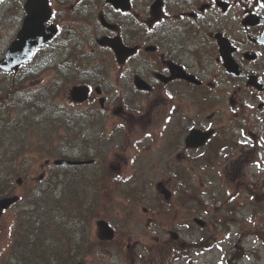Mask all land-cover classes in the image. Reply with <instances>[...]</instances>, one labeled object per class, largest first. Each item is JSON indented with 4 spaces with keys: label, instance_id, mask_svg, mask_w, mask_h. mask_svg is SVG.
Masks as SVG:
<instances>
[{
    "label": "flooded vegetation",
    "instance_id": "obj_1",
    "mask_svg": "<svg viewBox=\"0 0 264 264\" xmlns=\"http://www.w3.org/2000/svg\"><path fill=\"white\" fill-rule=\"evenodd\" d=\"M115 1L121 2V6L110 0H48L51 13H56L53 23L59 28L66 22L69 26L71 20L94 22L89 26L94 37L89 45L105 48L111 56L113 50L99 45L96 38L106 35L119 36L125 46L134 48L125 60L115 59L114 68L109 72L110 75L116 73L117 82L123 84L128 104L122 102V96L111 97L104 89L96 94L98 100L103 96L99 107H107L104 122H112L119 116L120 122L127 124L133 115L148 113L151 119L156 111L162 113L167 109L168 116L162 114V119L170 118L174 133L186 134L193 125L214 128L216 133L220 125H224L223 119L226 118L229 125L239 120L240 132H248L257 146L258 135L248 127L244 129L250 123L256 128L262 123V120H255L253 108L246 103L255 102L254 108L264 109V89L258 88L264 85V10L258 8L257 0L252 4L246 0ZM25 2L2 0L0 26L4 27L8 21L10 30L17 31L26 13ZM45 13L41 9L43 16ZM100 15L107 24L98 27L96 21ZM50 19L53 17L47 20ZM47 20L45 25H49ZM46 47L55 49L59 44L50 41ZM136 76L152 85L154 103L151 109L134 110L132 107L134 99L142 101V95L149 92L135 87ZM165 92L170 93L172 99L165 96ZM192 107L201 115L209 112L206 119H193L188 113ZM215 117L222 119V123L219 124ZM123 133L132 135L127 128ZM125 139L123 136L120 144H124ZM110 148L107 145L105 149L106 167L95 163L97 158L93 162L98 168L95 174H102L104 178L106 174L121 172V166L110 159ZM177 157L176 153L175 159Z\"/></svg>",
    "mask_w": 264,
    "mask_h": 264
},
{
    "label": "rangeland",
    "instance_id": "obj_2",
    "mask_svg": "<svg viewBox=\"0 0 264 264\" xmlns=\"http://www.w3.org/2000/svg\"><path fill=\"white\" fill-rule=\"evenodd\" d=\"M248 105H255V102H249ZM255 111L256 108L253 109L255 120L258 121V117L262 123H259L258 128L250 123L244 129L248 127L251 131L264 135V112L258 116ZM188 113L198 121L208 114L205 112L201 115L195 107L188 109ZM162 114L168 116L167 109L162 113L156 111L151 119L148 118V113L133 115L127 124L117 122L115 130L107 128V145L112 147L109 150L110 159L113 164L118 163L121 166V172L117 174L123 179L115 183L116 178H105L103 188H107L108 192L101 197L99 207H95L97 212L94 220L107 217V220L114 222L116 226L120 225L118 231L126 232L130 238L125 246V241L121 245L118 238L114 241H101L97 238V230L93 224L92 248L85 262L169 264L167 259H175L172 264H264V148L257 151V147H251L249 139L240 140L246 146L221 160L220 166L200 167L193 171V174H188V159L198 152L180 154L176 160V169H180L183 181L188 185L190 181L191 190L184 191L183 188L188 185L181 183V188L175 189L172 201L159 204L155 182L158 179H168L166 184L172 189V178L169 177L171 171H168L167 166L175 162L176 153H181L179 144L182 138V134L173 133L171 122L167 125L164 123L166 119H162ZM215 120L219 124L222 123L219 117H215ZM118 124H123L124 127L119 128ZM229 124L227 122L220 125L218 136H227L228 133V137L236 141L242 138L238 127L240 121L234 120ZM126 128L132 133V140L129 146L121 149L116 145L123 139V131ZM147 133L151 135L148 136ZM173 138L176 141V149L169 154L171 150L168 151L167 144L170 141L174 143ZM136 140L139 145L133 144ZM31 161L41 167L46 157H31ZM148 163L150 165H146ZM257 164L260 167H257ZM183 168H186V175ZM23 173L24 170L14 167L7 170L2 179L9 181L15 187V193L19 194L36 182L40 170L38 173L31 172L29 180L26 177V180L22 179L20 184L15 185L14 180ZM2 183L0 181V190L3 188ZM126 190L132 196L131 201L127 199L129 202L124 198ZM145 193L147 197L143 200ZM143 207L147 208L145 212ZM127 208L131 212L128 225L119 219L126 213ZM159 208L161 214L158 228L156 224H150V219L155 218L153 213ZM16 211V207H11L0 216V262L4 259L2 256L6 254L11 241L9 231L15 221ZM193 217L204 219L208 225H205L204 229H200L196 224L190 226L187 222ZM147 247L158 249L149 253ZM169 247H175L176 253L173 254ZM165 248L168 249L164 250ZM142 253V259L138 258ZM131 254L135 256L132 260Z\"/></svg>",
    "mask_w": 264,
    "mask_h": 264
},
{
    "label": "trees",
    "instance_id": "obj_3",
    "mask_svg": "<svg viewBox=\"0 0 264 264\" xmlns=\"http://www.w3.org/2000/svg\"><path fill=\"white\" fill-rule=\"evenodd\" d=\"M86 24L93 22H74L73 27L81 29ZM4 33V29H0V40ZM64 34H69L67 29ZM75 36L78 43L69 51L62 52L61 58L60 50L58 54L46 53L55 60L53 70L45 78L36 79L34 74L21 76L18 73L9 81L0 83V95L3 98L0 103L1 176L9 170L10 162L17 155H24L30 149L22 145L12 146L14 140L10 142L5 136L7 130L23 137L25 127H28V132L40 134L42 151L48 154L62 155L64 152L77 151L80 157L89 156L92 142L89 140V130L93 131L90 122L84 124L82 132L76 129L62 135L59 129L60 104L56 98L60 86L66 81V71L60 67V63L68 68L67 63L76 68V75L71 76L69 82L77 81L90 66L93 69L99 66L91 64L97 49L85 47L82 41L85 33L80 30ZM25 83L26 87L30 84L37 86L28 96L20 93V90H24L19 86ZM85 119L88 121V118ZM82 121L83 118L75 119L72 125L81 127ZM60 137L64 148L74 145L80 149L61 150ZM17 140L21 142L20 137ZM86 169L88 167L70 168L66 171L68 175L61 181L59 172L53 171L44 188L38 186L27 194V205L12 229L10 250L2 264H74L78 260H86L92 248V224L97 212L95 207L100 185L97 178L84 173ZM60 185V193H56ZM36 190L39 192L36 193ZM189 224L192 225V222Z\"/></svg>",
    "mask_w": 264,
    "mask_h": 264
},
{
    "label": "water",
    "instance_id": "obj_4",
    "mask_svg": "<svg viewBox=\"0 0 264 264\" xmlns=\"http://www.w3.org/2000/svg\"><path fill=\"white\" fill-rule=\"evenodd\" d=\"M43 6V9H46V0H39ZM28 14L25 16L23 25L20 29V31L17 34L16 39L12 42L10 47L8 48L6 52L5 58L0 60V67L3 69H10V68H17L19 63L28 58L33 48L39 44L42 43L44 40L48 39L54 32L55 29L51 25L49 27L44 26L43 22L47 18V12L46 15H42L41 11L36 8V6L33 4V0H28V6H27ZM103 21V20H102ZM101 43L107 42V41H100ZM116 54L119 59H121L124 56L123 47L118 45H113ZM88 89L84 86H73L71 89V95L74 100L82 101L87 97ZM192 134L188 136L190 138ZM209 136V133H205L204 135L197 137L196 140H199L195 143V145L202 144L206 138ZM187 138V139H188ZM56 163H78L80 161H65V160H57ZM157 187L165 193V196H169V192L163 187V184L161 182L157 183ZM17 199L16 196L14 197H8L0 199V212L3 208L8 207L13 201ZM199 224L203 225L204 222L200 219H195ZM98 229H99V236L101 238L111 239L113 237V230L112 228L107 224L105 220H98L97 221ZM76 264H85L84 262H77Z\"/></svg>",
    "mask_w": 264,
    "mask_h": 264
},
{
    "label": "snow or ice",
    "instance_id": "obj_5",
    "mask_svg": "<svg viewBox=\"0 0 264 264\" xmlns=\"http://www.w3.org/2000/svg\"><path fill=\"white\" fill-rule=\"evenodd\" d=\"M0 2H2V0H0ZM246 2L249 3V4H252V3H253V0H246ZM257 3H258V8H259L260 10H264V0H257ZM253 6H256V5L254 4ZM50 15L53 17V19L47 20V23L51 25V24H53V20L55 19L56 13H50ZM157 23H159V21H158ZM54 27H55L57 30L59 29V26H58V25H54ZM149 28H151V25L149 26ZM164 95H165V96H168L169 99H172L170 93L165 92ZM164 123H165L166 125H167L168 123H170V118H169L168 120H165ZM117 127H119V128H123L124 125H123V124H118ZM209 127H211V126L209 125ZM194 128H195V125H193V129H194ZM190 131H191V129H190ZM147 135L150 136L151 133H147ZM137 143H139V141H137ZM257 167H260V165L257 164ZM116 179L119 180L120 177L117 176ZM228 238H229V237H225V239H228ZM217 247L219 248L220 246L217 245ZM222 264H223V262H222Z\"/></svg>",
    "mask_w": 264,
    "mask_h": 264
}]
</instances>
